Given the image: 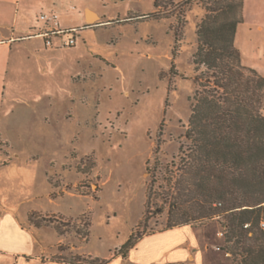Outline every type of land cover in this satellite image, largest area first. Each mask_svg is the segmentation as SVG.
<instances>
[{
	"label": "rangeland",
	"instance_id": "374dc122",
	"mask_svg": "<svg viewBox=\"0 0 264 264\" xmlns=\"http://www.w3.org/2000/svg\"><path fill=\"white\" fill-rule=\"evenodd\" d=\"M28 1L36 13H58L64 27L82 26L85 10L97 21L87 20L91 27L75 33L72 47L30 40L39 52H26L8 77L0 193L33 233L17 231L12 219L4 234L0 225L6 248L32 257L16 264H41V255L104 264L126 252L128 239L178 223L195 231L196 264H264L243 256L252 233L231 236L224 216L200 218L177 190L187 178L180 148L190 146L191 98L206 71L194 64L197 26L211 1ZM184 239L176 232L142 248ZM257 246L264 247L261 237Z\"/></svg>",
	"mask_w": 264,
	"mask_h": 264
},
{
	"label": "trees",
	"instance_id": "16d2710c",
	"mask_svg": "<svg viewBox=\"0 0 264 264\" xmlns=\"http://www.w3.org/2000/svg\"><path fill=\"white\" fill-rule=\"evenodd\" d=\"M210 1L197 26L194 64L206 71L191 98L184 135L190 146L180 148L187 178L177 190L200 218L224 216L231 236L252 233L243 256L264 262V247L257 246L264 240V77L243 65L234 45L242 0ZM181 225L188 224L166 228ZM133 245L128 239L123 248Z\"/></svg>",
	"mask_w": 264,
	"mask_h": 264
},
{
	"label": "crops",
	"instance_id": "0c3cea01",
	"mask_svg": "<svg viewBox=\"0 0 264 264\" xmlns=\"http://www.w3.org/2000/svg\"><path fill=\"white\" fill-rule=\"evenodd\" d=\"M49 12L56 13L53 10L36 13V11L31 10V4H29L28 0H0V136L5 132L6 117L9 114L7 105L3 102L5 90H9L10 84L12 85L11 80L7 84L8 77L11 74L13 75L14 64L19 58H28L29 55L27 56L26 52L34 54L39 52L40 48L31 47L28 43L32 39L40 38L28 39L26 37L43 27V24L38 20L39 14ZM56 14L60 27H73V25L62 26L60 17L58 13ZM241 17L242 22L237 26L234 45L241 53L243 65L254 69L259 75L264 77V0H242ZM89 18H94L97 21V14L85 10L82 17V26L88 24L87 20ZM41 41L45 48L43 40ZM62 42L63 39L55 38L50 48L62 47ZM47 47L49 48V46ZM4 168H8V166ZM7 200L8 198L0 193V225L3 224V234L5 220L12 219L17 231L29 232L33 235L32 231L22 227L15 212L6 207L5 203ZM176 232H183L185 235V239L176 246L170 247L167 243L166 246H158L154 249L142 248L144 240H157L167 235L170 237ZM192 232L195 231L190 226L181 225L144 235L123 255L113 256L104 264H115V262H118V264H196L195 249L197 238H192ZM135 253L137 254L134 255ZM156 254H158V258H153L150 261L145 260L148 257L156 256ZM5 257H10L12 260H7ZM38 259L41 264H71L47 259L42 255ZM22 260L30 263L32 257L23 251L7 249L4 241L0 239V264H6L8 261L16 264Z\"/></svg>",
	"mask_w": 264,
	"mask_h": 264
},
{
	"label": "built area",
	"instance_id": "2783aa9c",
	"mask_svg": "<svg viewBox=\"0 0 264 264\" xmlns=\"http://www.w3.org/2000/svg\"><path fill=\"white\" fill-rule=\"evenodd\" d=\"M38 20L43 24V27L26 38H40L45 46L49 47L52 46L55 38L63 39L62 47H72L76 44L75 33L80 29L91 27V25L86 24L80 27L62 28L60 27L57 14L53 12L39 14Z\"/></svg>",
	"mask_w": 264,
	"mask_h": 264
},
{
	"label": "water",
	"instance_id": "95a60500",
	"mask_svg": "<svg viewBox=\"0 0 264 264\" xmlns=\"http://www.w3.org/2000/svg\"><path fill=\"white\" fill-rule=\"evenodd\" d=\"M88 24H91V23H88Z\"/></svg>",
	"mask_w": 264,
	"mask_h": 264
}]
</instances>
